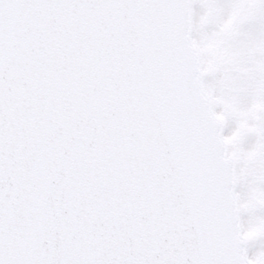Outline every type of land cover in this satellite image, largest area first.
I'll return each instance as SVG.
<instances>
[{
    "label": "snow or ice",
    "instance_id": "obj_1",
    "mask_svg": "<svg viewBox=\"0 0 264 264\" xmlns=\"http://www.w3.org/2000/svg\"><path fill=\"white\" fill-rule=\"evenodd\" d=\"M0 264H264V0H0Z\"/></svg>",
    "mask_w": 264,
    "mask_h": 264
}]
</instances>
